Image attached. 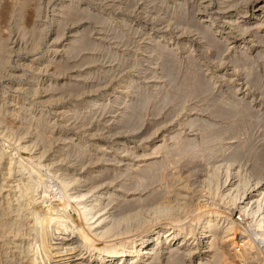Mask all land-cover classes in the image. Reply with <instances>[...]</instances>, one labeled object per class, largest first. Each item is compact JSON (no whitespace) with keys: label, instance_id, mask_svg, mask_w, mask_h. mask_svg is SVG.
<instances>
[{"label":"rangeland","instance_id":"374dc122","mask_svg":"<svg viewBox=\"0 0 264 264\" xmlns=\"http://www.w3.org/2000/svg\"><path fill=\"white\" fill-rule=\"evenodd\" d=\"M252 3L254 0H0V132L3 130L2 135L0 133V153L2 151L3 154L0 159V183L7 184L2 190L8 188L14 175L18 174L16 162L11 164V170L15 172H8L7 168L11 161L14 163L13 153L17 152L18 144L23 140H34L31 151L25 152L26 158L34 164L37 162L36 153H39L44 161L48 160L46 162L54 159L52 162L56 163L51 166L66 169L68 174L78 175V178H85L86 171L96 169L84 184L96 179L98 183H105L101 187L111 188L117 184L119 186L115 188L118 191L115 192L122 195L130 189L127 193L133 198L141 197V204L137 201L134 204L138 207L144 204L140 207L142 210L147 203L162 201L169 193L172 195L179 191L192 200H198L205 193L201 190L203 174L217 164L218 154L222 153L220 149L223 150L228 142H236L237 139L238 143L244 138L243 156L240 154L238 157L244 170L251 163L264 164V31L253 25L252 32H259L261 38L249 44L245 35L233 33L230 34L233 38L229 40L221 37H224L221 32L229 29L226 17L232 14L227 11L249 8ZM70 11H74L76 20L65 13ZM86 15L90 16L86 18ZM203 20L213 21L216 27L204 30L206 23ZM162 36L166 39L163 40ZM76 37L84 38L81 46H75ZM216 40L218 44H215ZM245 44L246 47H243ZM247 71L251 74L246 75ZM220 73L223 77L219 78ZM133 88L134 91L131 90ZM82 93L98 96L102 100L92 107H85L84 101L81 102ZM227 101L235 102V106ZM127 105H131L132 110ZM218 109H228L226 112L229 115L222 116ZM215 110L220 112L218 116ZM123 114H131V123L122 124L125 127L117 123V118ZM126 125H129L127 130ZM203 134L207 135L204 137L206 142ZM153 138L155 147L143 150L141 147L148 145ZM188 138L192 140L191 144L196 141V145H192L194 148H184ZM219 138L222 141L218 146ZM119 141L126 144L116 149ZM164 143L168 146L175 144L171 146L173 150L162 155L160 147ZM175 146L184 148L186 152ZM213 149L218 150L213 155L214 159L209 153ZM92 150H95L94 153L89 155ZM149 151L156 152L154 160L159 163L144 171L139 168L142 161L140 155ZM101 155L104 159L99 158ZM97 157L102 162L97 159L95 163ZM77 158L75 162L73 159ZM41 171L47 174L45 168ZM46 177L51 187L48 192L61 194L58 180L48 174ZM107 177L112 178L108 180ZM125 186L129 188L124 189ZM198 188L203 193L200 194ZM6 194L7 191H0V264H26L24 252L28 251L31 240L28 223L24 224V231L17 234L10 227L14 211L7 207ZM110 202L105 201L109 208L111 204L113 207L117 204L114 209L118 207L125 211L130 201H119L122 206L117 203L118 200ZM134 207L130 205L128 209ZM234 213L239 215L237 210ZM2 226L6 229L2 230ZM13 243H18V249ZM162 261L158 264H168Z\"/></svg>","mask_w":264,"mask_h":264},{"label":"bare ground","instance_id":"6f19581e","mask_svg":"<svg viewBox=\"0 0 264 264\" xmlns=\"http://www.w3.org/2000/svg\"><path fill=\"white\" fill-rule=\"evenodd\" d=\"M86 11H88V10H86ZM233 11H234V9H229V11H227V12H230L232 15L226 17L228 19L229 29L226 32H221V34H224V37L221 36L222 39L223 40H227V39L229 40L232 37L230 34L236 33L235 35H245V37H248V42H247L248 44L260 40L259 38H261V34H259V32H257V31L252 32V27H253V25H256L257 29H260V31H264V0H256V1L254 0V3H252V5H250L249 8L238 9V10H235L234 12ZM28 12H30V11H28ZM72 12L74 13V11H70V13L69 12H65V13H68L69 18L71 17L72 20L73 19L76 20V18L73 17L74 14ZM68 14H65V15H68ZM89 16L90 15H88V16L86 15L85 17L88 18ZM63 17H64V15H63ZM69 18H66V19H69ZM82 19L84 20L85 18L83 17ZM123 21H124V19H123ZM204 22L206 23V24H204L205 25L204 30H210V29L214 28V26L216 27L214 22L211 20H208V21L203 20V23ZM204 25H203V27H204ZM125 26H127V25H125ZM203 27H202V29H203ZM31 28H33V27H31ZM83 32H84V30H83ZM58 35H60V34H58ZM77 37H79V35ZM77 37L75 39L73 38L75 43L77 44V45H75L76 47L81 46L83 44V40H84L83 37L81 39L77 38ZM162 37H163V40L166 39L165 36H162ZM201 38H203V37H201ZM256 39H258V40H256ZM219 40L221 41V39H219ZM165 42L169 43V42H171V40H165ZM216 42L219 43V41L216 40L215 44H218ZM30 44H32V43H30ZM184 44L182 46H184ZM221 44H223V43L221 42ZM243 47H246V44ZM70 48H73V47L70 46ZM81 48H83V47H81ZM216 48H218V47H216ZM88 49H90V48H88ZM96 49H97V47H96ZM78 50H80V49H78ZM165 50H166V48H165ZM68 54H69V52H68ZM70 57H72V56H70ZM167 70H170V68ZM249 70H251V69L249 68ZM112 73H114V72H112ZM249 73H250V71L249 72L247 71L246 75ZM171 75H170V77H171ZM218 75H219L218 76L219 78L223 77L221 73ZM82 77H83V74H82ZM230 78H232V77H230ZM188 79H190V78H188ZM252 83H253V81H252ZM198 85L201 86L202 84L199 83ZM144 86H145V84H144ZM132 87H129V88H132ZM201 87H203V86H201ZM201 87L199 89H202ZM131 90L134 91V88ZM196 90H197V88H196ZM30 95H31V93H30ZM138 95H140V94H138ZM78 96H80V95H78ZM81 99H82L81 102L84 101L85 107H92L93 105L100 103L99 101L102 100V99L99 100L98 96L89 95V93L85 94V95L83 94ZM229 99L231 100V98H229ZM137 101H138V98H137ZM231 101H234V100H231ZM227 102H229V101H227ZM233 103L234 104L229 102L228 104L235 106V102H233ZM244 103H246V100ZM224 104H226V103H224ZM233 106H231V107H233ZM126 107H128L129 110H132L131 105H127ZM128 108H126V109H128ZM129 110H128V112H130ZM218 110L217 111L215 110V115H217V116L220 113L219 111H221V109L219 111ZM222 110H224V109H222ZM226 111H228V109L225 111H221V115L222 116H223V114L229 115V112H226ZM233 111H235V110H233ZM245 111H247V110H245ZM216 112H218V113H216ZM239 112H237V114ZM123 115L124 116L121 115L120 117L117 118V123L121 126H122L123 122L124 123H128V122L131 123V121H129V120H131L129 118L131 116V114H129V115L123 114ZM234 115H236V111H235ZM91 116H94V114ZM224 117L226 118V116H224ZM234 117L235 116H233V118ZM256 117H258V116H256ZM172 118H174V117H172ZM230 119H232V118H230ZM256 119H258V118H256ZM242 123H244V122H242ZM210 124H209V126H211ZM230 124H231V122H230ZM126 126H128V127H126V130H127V128H129V125H126ZM122 127H125V126H122ZM130 127H132V126H130ZM119 128H120V126H119ZM131 129H133V127ZM134 129H137V128L134 126ZM22 131H24V130H22ZM128 131H130V130H128ZM132 131H134V130H132ZM201 131H203V130H201ZM207 131H209V130H207ZM0 133L2 135L3 130ZM42 134H44V133H42ZM177 134H180V133H177ZM5 135H7V134H5ZM205 136H207V135H205ZM205 136L203 134L202 138L204 139ZM221 136H222V134H221ZM209 138H212V137H209ZM224 138H225V136L222 137V139H224ZM42 139H44V138H42ZM188 139H187L186 144L185 143L183 144L184 148L185 147L194 148V147H192V145L193 146L196 145L195 138H194V141H195L194 144H191L192 140H190V139L188 140ZM232 139H233V136H232ZM239 139H241V138H239ZM121 140H123V138ZM154 140H155L154 138L151 139V141L148 143V145H146L147 144V142H146L145 147H141L140 145L139 146L142 149L143 148L153 149L155 147ZM184 140L186 141V139H184ZM184 140H182V141H184ZM204 140H205V142L207 141V139H204ZM219 140H218L219 141L218 143L216 142L218 144V146H219V144H221V141H222L221 138H219ZM228 140H230V138H228ZM28 141H30V142H28ZM28 141L23 140L22 142H20L18 144L17 152L13 153L14 154L13 157H15V161H13L14 163H12V161H11L10 166H8V168H7L8 172H10V171L15 172L16 170H14V171L11 170V164H15V162H16L17 164H15V165H16V167H18L16 172H18V174L14 175V178L10 181V184H8V188L5 187V190H2V189L4 186H7V184L5 185V183H3V182L0 183V191H7V194H6V196L8 198L7 199L8 200L7 207L10 208L11 212L14 211V216L12 218L10 217L12 222L11 223L9 222L11 224V226L10 225L9 226L12 227L14 229V232L17 234L23 230L22 228L24 227V224L28 223L27 229L29 231V235L31 236V238H30L31 240H30V243L28 244V251L24 252V253H26L27 262H28L26 264H158L159 262L161 263V260H163V261L165 260L168 264H187L186 263L187 261L189 263L194 262L192 264H195V263L196 264H236L235 262H237V264H264V164L251 163L252 165L250 164V166L247 169H245V170L243 169L244 166H242V164L240 163L242 160L239 161L238 157L240 156V154L241 155L243 154V153H241V151H242L241 148L244 146V143H243V142H245L244 138H243V140H241L238 143H237V139H236V142L235 141H232L230 143L228 142V145H225L226 147H224L223 150L220 149L222 151V153L218 154L217 158H219V157L220 158L216 160L217 164H213V165L211 164L212 167H210V168H212V169L211 170L208 169L207 172H205V174H203L204 177H203V179H201V182H202V185H201L202 189L201 190H203L205 193L202 194L203 196L200 195V198L197 197L198 200H196V199L192 200L190 197L186 196L185 194H182L181 193L182 191L181 192L179 191V192L173 193L172 195H170V193H169V195H166L164 200L162 198V201H154V202L152 201L151 203H147V205L145 204L146 208H143V210L140 207H143L144 204H143V206H140V207H138V205L136 206L134 204L136 201L140 203L141 197L140 198H138V197L133 198L132 194H128L130 189H127L126 192L124 191L125 193L122 195L120 193L118 194L115 192V191H118V188H115V187L119 186L117 184L114 186H111V188H109V187L107 188L105 186L101 187V185H103L105 183H103V182L98 183L97 179H96L97 183H96V181H92V182H89V184H84L83 182H85V180H87V177L91 176V174L95 173V170H96L95 168H94L95 170H88V171L85 170L87 172V176H85V178H81L80 175H79L80 178H78L77 177L78 175L75 177L74 175H72L70 173L68 174L66 169L56 167L55 165L51 166L52 163H56V162H52L54 159L51 160V162H46L48 160L44 161L42 154H39V153H36L37 160H35V161H37V162L34 164V162L32 160L29 161L26 158L27 155H25V152L31 151L32 142L34 140H28ZM54 141H56V140H54ZM163 141L166 142V139H164ZM45 142L49 143V141H47V140ZM124 144H126L125 141L117 142V148L116 149H119V147L123 146ZM155 144H156V142H155ZM174 144H172L171 146H173ZM35 145H36V143H35ZM177 145H178V143H177ZM171 146H168V144H165L162 147H160V149H162V155H163V152H164V154H166L170 151V149L173 150L171 148ZM180 146L183 147L182 145H180ZM80 147L82 149L85 146L84 147L80 146ZM175 147H173L174 150H175ZM214 147L217 148V146H214ZM130 148H133V147H130ZM178 148L180 149V147H178ZM184 148H181L180 150H183V152H186V151H184ZM185 150H187V149H185ZM204 150H206V149H204ZM247 150H250V149H247ZM37 151H38V149H37ZM92 151L93 152H91V154L89 153V155H92V153H94L95 150H92ZM155 151H156V149H155ZM194 151H196V150H194ZM13 152H14V150H13ZM84 152H85V150H84ZM125 152H123V153H125ZM131 152H129V153H131ZM156 152H153V151L150 152L149 151V153H142V154L137 153V154H141L140 156L142 157L141 158L142 161H140L141 165L139 168H142L145 171V170L149 169L152 165L156 164L158 162V160H154V158H156V156H157V155H154V153H156ZM216 152H218L217 149H213V150L209 151V153H211V155H212L211 158H213V155L215 156ZM74 153H75V151H74ZM209 153L207 152L206 155L209 156L210 155ZM105 154H104V158H106ZM159 154L161 155V153H159ZM2 155L3 154L1 151L0 159H1V157H3ZM133 155H134V152H133ZM197 155H199V154H197ZM5 156H6V152H5ZM73 156H75V154ZM135 156H136V158L139 157V155H135ZM165 156H167V155H165ZM34 157H35V155H34ZM101 157H103V155L99 156V158L104 159ZM194 157H196V155ZM41 158H42V160H41ZM78 158H77V160L76 159H73V160H75V162H76V161H78ZM81 158H83V156ZM29 159H30V157H29ZM32 159H33V157H32ZM85 159L86 158H84V160ZM97 159H98V157L96 158L95 163H96ZM100 159H98V161H101ZM237 159L239 162L237 161ZM241 159H242V157H241ZM92 161H94V159ZM108 161L111 162L110 160H108ZM256 161H254V162H256ZM82 162H84V161L82 160ZM91 162H89V163H91ZM257 162H259V161H257ZM71 163L73 164V162H71ZM76 164H74V165H76ZM135 164H137V163H135ZM0 165H2V164H0ZM80 165L83 166V164H80ZM3 166H5L4 163H3ZM136 167H138V165ZM31 168L34 169V171L30 172L32 170ZM42 168H45L47 170V174L49 176L58 180V186L61 190V194L48 192V189H51V187H50V184H48V182H49L48 179H46V178H49V177H46L47 174L42 173V171H41ZM28 169H30V170H28ZM68 169H70V168H68ZM2 170H4V169H2ZM99 172H100V170H99ZM159 172H161V171H159ZM219 172L222 173V175H220V176H222L221 178L219 176ZM144 173H146V172H144ZM8 174H7V176H9ZM13 174H15V173H13ZM102 174H103V171H102ZM143 175H146V174H143ZM11 176H13V175L11 174ZM3 177H4V175H3ZM5 177H6V175H5ZM97 177H99V176H97ZM93 178H95V177H93ZM108 178L109 177H107V179ZM111 178L112 177H110L109 179H111ZM133 178H135V176ZM89 179L92 180L91 178H89ZM107 179L105 178V180H107ZM142 179H144V178H142ZM150 179H152V178L150 177ZM4 180H5V178H4ZM105 180H103V181H105ZM111 181H112V183H114V180H111ZM127 181H128V179L126 180V182ZM190 181H192V180H190ZM136 182H137V180H136ZM136 182H134V183H136ZM122 183H120V185ZM124 184L126 185V183H124ZM58 186H56V187L58 188ZM122 186H124V185H122ZM127 186H125L124 189L129 188ZM181 186H182V183H181ZM109 190H112V191H109ZM198 190H199V192L201 191L200 188H198L197 191ZM127 191H128V193H127ZM199 192H198V195H199ZM201 193H203V192H200V194ZM195 196H197V194ZM4 197H5V195H4ZM5 199H6V197H5ZM155 199H157V198L155 197ZM106 200H109L111 202L118 200L117 203H119L121 206L123 205V204H121L122 202L130 201L128 204L129 205L128 208L130 207V205H133V207L136 206L137 208L136 207H134V209H132V208L128 209L127 208V210H125V211L121 210L118 207L116 209H114L116 206H118L117 204L116 205L114 204V207L111 204L110 205L111 207L109 208L108 207L109 204L105 203ZM125 205H126V203H125ZM125 208H126V206H125ZM110 209H114V210L111 211ZM236 210L239 213L238 216H236L234 213ZM11 212H10V214H11ZM4 220H5V218H4ZM3 225H4V223H3ZM3 229H6V228L2 226V230ZM10 229L11 228H9V230ZM9 230H6V231L8 232ZM26 232H27V230H26ZM23 234H21V235H23ZM11 235H13V234H11ZM15 236H20V235H15ZM27 238H28V236H27ZM18 239H19V237H18ZM15 244L17 245L18 243H13V245H15ZM18 247L19 246L17 245V249H18ZM23 255L22 256L25 258V254H23Z\"/></svg>","mask_w":264,"mask_h":264}]
</instances>
